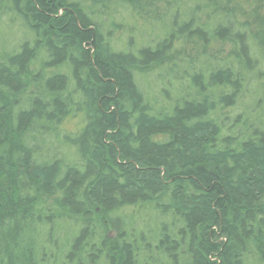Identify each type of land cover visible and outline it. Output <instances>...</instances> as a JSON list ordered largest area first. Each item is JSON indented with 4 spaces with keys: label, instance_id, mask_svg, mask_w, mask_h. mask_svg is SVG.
I'll return each instance as SVG.
<instances>
[{
    "label": "trees",
    "instance_id": "16d2710c",
    "mask_svg": "<svg viewBox=\"0 0 264 264\" xmlns=\"http://www.w3.org/2000/svg\"><path fill=\"white\" fill-rule=\"evenodd\" d=\"M125 1L141 20L167 18L163 36L115 49L76 0H0L33 38L0 60V264H264V128L220 116L243 77L263 90L262 2L241 1L247 31L231 22L239 0H170L152 15L155 2ZM186 45L192 94L153 107L136 73L172 68ZM46 138L71 159L43 153ZM124 208L155 219L148 233ZM60 221L75 227L65 240Z\"/></svg>",
    "mask_w": 264,
    "mask_h": 264
},
{
    "label": "rangeland",
    "instance_id": "374dc122",
    "mask_svg": "<svg viewBox=\"0 0 264 264\" xmlns=\"http://www.w3.org/2000/svg\"><path fill=\"white\" fill-rule=\"evenodd\" d=\"M84 10L88 12L91 16L90 11H94V16L97 17L100 21H103V32L108 33V41L110 45L115 49L122 50H131L135 51L140 45L144 44H153L158 39L163 36L164 27L162 22L167 18H163L161 21H145L141 20L140 17H137L133 11L130 3L125 0H76ZM145 0H142V2ZM155 2L153 8L147 9L146 11L149 14H153V11L162 13L165 7L168 5V1L170 0H150V2ZM182 0L183 7H188V3ZM241 1H231L228 3V6L234 8V15L231 20L232 24L235 21V28L241 27L242 24L247 23L249 26H243L248 31L256 30L257 26L253 23L252 17L248 14L251 9L248 10L247 7L251 8L252 5L245 6L246 9L241 8ZM251 3L253 1H259L262 6L259 8V15L264 19V0H249ZM258 2V3H259ZM194 5L192 1L190 6ZM0 60L5 54L14 53L18 46L22 42L33 41L32 35H30L29 31L25 28L21 20L15 16L13 11L4 3L0 4ZM192 5V6H193ZM92 14V15H93ZM225 15V14H223ZM223 15L221 18L223 19ZM201 20L206 23H211L219 19V14H209L206 11L201 12ZM226 17V15H225ZM140 18V19H139ZM216 23V22H215ZM250 39V37H249ZM219 46L211 47L209 50L214 53ZM223 51H221L218 55L219 59H222L229 50L228 45H223ZM193 52V51H192ZM190 47L188 45L182 50V47H178V51L173 55V63L170 64L172 68L168 67L166 64L153 66L152 68L136 73V84L144 94V96L152 103L153 107H163L167 106L168 99L175 100L178 97H190L192 91L189 90L187 85V73L191 72L189 68H187V55H191ZM254 53V52H253ZM40 59L34 60L31 65V69L35 71L40 66ZM261 61V60H260ZM200 61L197 63L195 61L196 68H200L202 70L203 65ZM200 65V67L198 66ZM264 62H260L259 69L261 72L264 71ZM202 66V67H201ZM172 69V70H169ZM187 72V73H186ZM205 76V75H204ZM178 77L179 79H177ZM243 77L242 83L243 86L241 88L240 94L237 96L236 104L233 108L228 110H223L220 112L225 117L224 123L232 122L233 118L238 114H243L245 116V120H249V122H253L254 125L264 128V87L263 90H259L256 88L257 83H253L256 80H250ZM189 94V95H188ZM165 99V100H164ZM171 103V100L168 101ZM222 117V116H221ZM227 119V120H226ZM71 122V123H70ZM65 123L61 127V133L64 131L71 130L74 126L73 120ZM48 153L49 156H65L71 159V156L67 154L69 149L65 147V145L59 140H51L50 138H46V143L43 146V153ZM120 215H134L135 218L131 222V226L133 229H141L144 232L148 233L151 224L155 223L154 218H149L148 213L139 215L138 210H134V208H124L121 211H118ZM117 212V213H118ZM133 213V214H132ZM133 216V217H134ZM58 229L56 230V235L60 238L67 239L68 236L71 237L73 235V225L66 221H60L57 223ZM112 233V232H111ZM153 252V251H152ZM148 257V256H147ZM153 259H157L155 264H164V262L159 258V255L153 254ZM147 259V260H146ZM141 259L140 262H145V264H153L150 263L149 259ZM146 260V261H145Z\"/></svg>",
    "mask_w": 264,
    "mask_h": 264
}]
</instances>
